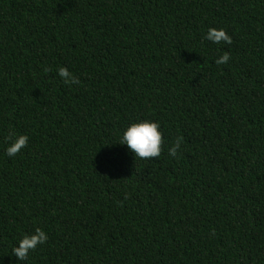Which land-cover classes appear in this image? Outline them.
I'll list each match as a JSON object with an SVG mask.
<instances>
[{"label":"trees","instance_id":"obj_1","mask_svg":"<svg viewBox=\"0 0 264 264\" xmlns=\"http://www.w3.org/2000/svg\"><path fill=\"white\" fill-rule=\"evenodd\" d=\"M0 264H264V0H0Z\"/></svg>","mask_w":264,"mask_h":264},{"label":"clouds","instance_id":"obj_2","mask_svg":"<svg viewBox=\"0 0 264 264\" xmlns=\"http://www.w3.org/2000/svg\"><path fill=\"white\" fill-rule=\"evenodd\" d=\"M206 40L220 44L231 43V36L223 28H209L205 33ZM230 59L227 52L215 59L217 65L225 64ZM58 75L63 78L65 84L78 83L68 69L60 67ZM160 124L155 120H138L128 124L119 136L118 144L126 146V154H131L133 158L149 159L159 157L161 155L163 144L162 133L159 130ZM14 138L9 137L10 143L5 148V155L15 156L26 147L28 136L24 134H13ZM181 138H177L176 142L169 147L168 155L176 157L178 149L181 145ZM48 239L47 233L37 228L32 234H25L18 239L15 246L12 247L11 253L16 260H26L31 251L35 250L38 244H44Z\"/></svg>","mask_w":264,"mask_h":264}]
</instances>
